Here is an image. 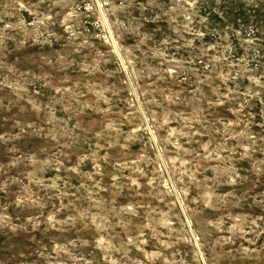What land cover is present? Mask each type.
Masks as SVG:
<instances>
[{
    "label": "rangeland",
    "instance_id": "obj_1",
    "mask_svg": "<svg viewBox=\"0 0 264 264\" xmlns=\"http://www.w3.org/2000/svg\"><path fill=\"white\" fill-rule=\"evenodd\" d=\"M0 264H264V0H0Z\"/></svg>",
    "mask_w": 264,
    "mask_h": 264
}]
</instances>
